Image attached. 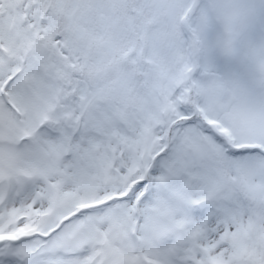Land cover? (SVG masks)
Here are the masks:
<instances>
[{
    "label": "snow or ice",
    "instance_id": "1",
    "mask_svg": "<svg viewBox=\"0 0 264 264\" xmlns=\"http://www.w3.org/2000/svg\"><path fill=\"white\" fill-rule=\"evenodd\" d=\"M0 264H264V0H0Z\"/></svg>",
    "mask_w": 264,
    "mask_h": 264
}]
</instances>
